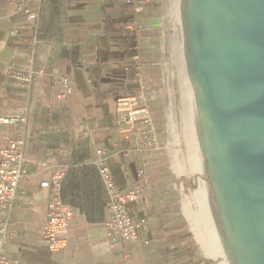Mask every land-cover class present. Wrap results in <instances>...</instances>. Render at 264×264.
I'll list each match as a JSON object with an SVG mask.
<instances>
[{
	"label": "crops",
	"instance_id": "crops-1",
	"mask_svg": "<svg viewBox=\"0 0 264 264\" xmlns=\"http://www.w3.org/2000/svg\"><path fill=\"white\" fill-rule=\"evenodd\" d=\"M161 4V0H136L134 5L125 0H44L35 30L9 0H0V118L23 113L29 118L25 127L0 125V145L21 136L27 141L28 172L17 208L9 215L0 213L15 233L8 252L18 264L200 261L175 188L157 172L156 152L118 127L117 98L140 87L139 64L144 82L153 85L160 37L151 32L161 30ZM134 24L136 32L127 28ZM18 72H33V81L21 82L15 76ZM59 76L74 82V94L65 101L57 98ZM98 151L104 152L119 191L141 190L142 196L128 204L140 225L138 239L111 248L105 236L107 204L103 220L91 222L66 202L77 214L66 248L53 252L43 239L52 193L41 182L61 169L96 165Z\"/></svg>",
	"mask_w": 264,
	"mask_h": 264
},
{
	"label": "water",
	"instance_id": "water-1",
	"mask_svg": "<svg viewBox=\"0 0 264 264\" xmlns=\"http://www.w3.org/2000/svg\"><path fill=\"white\" fill-rule=\"evenodd\" d=\"M170 180L211 264H264V0H162Z\"/></svg>",
	"mask_w": 264,
	"mask_h": 264
},
{
	"label": "built area",
	"instance_id": "built-area-1",
	"mask_svg": "<svg viewBox=\"0 0 264 264\" xmlns=\"http://www.w3.org/2000/svg\"><path fill=\"white\" fill-rule=\"evenodd\" d=\"M147 0H139L144 2ZM128 5H134L136 0H125ZM44 0H9L16 14L34 25L35 30L41 19ZM137 11L142 12L143 7L137 6ZM136 32V25L127 27ZM139 34V33H137ZM140 61L139 56L135 57ZM136 77L140 87L133 93L120 95L117 98V116L119 131L135 137L152 151L161 149L160 138L156 128V117L152 111L156 94L149 84H146L142 75L140 64L136 67ZM18 80L30 84L34 79L33 72L15 73ZM60 92L57 98L67 100L74 94V82L69 76H59L56 80ZM29 123L27 113L20 116L0 118V125H14L25 127ZM27 141L24 136L8 139L5 145H0V213L11 214L16 208L19 199V190L22 182L27 177L26 160ZM99 159L96 165L99 168L101 180L108 194L107 210L108 221L105 224V236L111 248L116 249L124 243L138 239L140 225L131 216L128 204L138 200L141 190L121 192L118 190L111 170L105 163L104 152L98 151ZM66 170L56 171L49 179L41 182V187L52 193L49 210L43 229V239L53 252H60L66 248L70 224L75 219L77 211L67 204L61 194L62 181ZM141 175L147 172L142 170ZM15 237L11 230L9 220L0 217V264H18L8 252V244ZM197 264H208L200 260Z\"/></svg>",
	"mask_w": 264,
	"mask_h": 264
},
{
	"label": "trees",
	"instance_id": "trees-1",
	"mask_svg": "<svg viewBox=\"0 0 264 264\" xmlns=\"http://www.w3.org/2000/svg\"><path fill=\"white\" fill-rule=\"evenodd\" d=\"M61 194L65 202L85 213L89 221L103 220L108 194L97 165L69 168L62 181Z\"/></svg>",
	"mask_w": 264,
	"mask_h": 264
},
{
	"label": "rangeland",
	"instance_id": "rangeland-1",
	"mask_svg": "<svg viewBox=\"0 0 264 264\" xmlns=\"http://www.w3.org/2000/svg\"><path fill=\"white\" fill-rule=\"evenodd\" d=\"M162 1V0H161ZM152 36H158L160 37V46L158 48L157 55L153 58V61H156V65L153 69V72L155 73V78H153V85L152 90L156 94V100L153 102V113L156 117V128L157 133L159 135L160 145L161 149L156 152L158 163L160 165V169L157 171L159 176L166 177L170 179V173H171V153H170V145H169V136H168V125H167V110H166V96H165V86H164V75H163V64H162V54H161V30L157 33V31L151 32ZM181 212L183 213V219H184V226L186 230L192 231V237L194 243L197 245V249L199 251V259L200 260H206L208 264H211L187 215L186 212L181 205Z\"/></svg>",
	"mask_w": 264,
	"mask_h": 264
}]
</instances>
